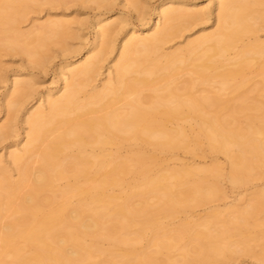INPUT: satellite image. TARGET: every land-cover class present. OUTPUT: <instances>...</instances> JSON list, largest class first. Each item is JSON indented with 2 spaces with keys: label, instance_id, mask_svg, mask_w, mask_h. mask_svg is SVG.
Returning <instances> with one entry per match:
<instances>
[{
  "label": "bare ground",
  "instance_id": "bare-ground-1",
  "mask_svg": "<svg viewBox=\"0 0 264 264\" xmlns=\"http://www.w3.org/2000/svg\"><path fill=\"white\" fill-rule=\"evenodd\" d=\"M42 1L50 4L61 2ZM127 1L134 10L138 8V0ZM38 2L40 0H0V47L12 50L18 47L23 53L32 55V49L43 48L46 41L60 38L66 33L69 24L63 20H49L26 35L17 30L16 24L25 18L31 4ZM254 6L264 7V0H216L217 26L213 32L189 42L184 49L160 53L167 42L187 28L203 11L178 7L174 2L162 4L154 22L155 30L139 36L136 27H131L133 32L124 40V50L115 67L114 77L109 73V79L101 90L92 88L93 91L80 100L78 96L96 75L108 50L111 51L100 43L104 40L107 43L114 31L113 24L99 26L100 21L96 24L95 46L87 51L86 60L66 70L62 75L61 94L47 100L45 109L40 106L27 119L28 140L22 152L9 154L10 162L17 166L38 155L39 167L28 193H21L20 190L27 180L24 170L15 182L5 178L0 181V215L1 212L10 215L9 222L0 232V264H77L74 259H78L80 254L73 247L70 248V244L73 246L74 231L91 238H102L117 246V234L126 227L155 225V230L160 231L163 227L153 220L155 216L177 211L178 207L198 194L204 193V200L214 195L215 185L206 175L217 179L220 173L218 167L213 170H171L146 177L147 161L155 157L152 152L125 159L104 152L108 145L116 146L118 151L127 144H144L160 153L189 150L192 140L182 126L171 128L165 125L158 128L148 122L157 106L163 108L166 123L173 120H193L196 123L193 139L196 140L199 135L205 136L212 150L230 159L228 178L233 185L241 184L245 180L244 175L248 176L258 166H264V104L249 106L242 93L238 95L240 99L237 105H230V100L222 99L220 95L197 98L192 94L193 80H188L180 90L173 86L172 81L177 72L185 68L198 80L213 82L216 78L220 79L221 92L226 90L230 80L241 77L254 66L264 67V42L258 39L252 42L243 40L246 34L255 36L260 22H264V12L255 10ZM151 22L146 20L143 28L147 29ZM97 47H100L99 51ZM229 50H236L233 58L229 57ZM161 71L167 73L169 83L154 95L146 108L143 106L146 98L141 95L140 87ZM31 86L30 81L15 79L11 90L14 95L10 94L12 97L8 107L16 109L19 98L23 96L22 91ZM261 90L264 92V78ZM132 95H135L132 100H124L125 96ZM119 99L125 101L123 109L102 114V111L112 109ZM209 106L214 107L213 113L207 111ZM247 110L258 111L262 117L247 115L246 127L241 129L234 123ZM99 112L101 114L96 116ZM233 146L238 148L236 155L232 153ZM73 149L77 154L72 155ZM246 153L252 155V161L245 159ZM5 171L6 167L0 160V175ZM129 174L144 175L137 186L130 188L136 191L128 190L123 197H118L113 189L122 187ZM183 175H198L199 179L192 186L179 191L168 180L182 179ZM62 179L70 181L57 190L61 201L58 208L51 211L48 204L51 199L57 198L54 183ZM80 184H88V196L85 204L75 206L70 203L69 197ZM46 191L52 195L50 199L47 197L43 200L42 195ZM135 194L145 198L155 196L156 202L150 204L144 200L131 206L129 201ZM258 195L264 198V190ZM259 204L251 205L250 209H255ZM140 235L141 230H138L137 236ZM194 235L197 239L212 238L211 234L202 231ZM17 240H21L23 245L20 246ZM164 244L159 242L156 246L163 248ZM25 247L32 249L33 253L25 254ZM199 251L201 260L222 254L216 246ZM7 252L12 256L9 262L4 259ZM84 255L88 256L89 251L84 250ZM261 261L264 264V258Z\"/></svg>",
  "mask_w": 264,
  "mask_h": 264
},
{
  "label": "rangeland",
  "instance_id": "rangeland-1",
  "mask_svg": "<svg viewBox=\"0 0 264 264\" xmlns=\"http://www.w3.org/2000/svg\"><path fill=\"white\" fill-rule=\"evenodd\" d=\"M215 1L138 0L136 10L127 0H61L54 4L40 0L38 3L31 4L25 18L16 24L21 34H30L49 20L66 21L69 29H65L66 33H63L60 38L46 41L43 48L32 49V55L23 53L18 47L14 50L0 47V160L6 167L4 174L0 175V181L5 178L10 182H15L24 170L27 172V180L20 190L24 194L30 191L34 173L39 167V156L33 155L17 166L10 162L9 154L13 151L22 152L28 140L27 119L35 114L40 106L45 109L47 100L61 94L62 75L66 70L79 66L86 60L87 51L95 46L98 30L96 24L99 21V26L106 23L113 24L114 31L107 43L106 40L100 43L101 46H108L111 51L108 50L100 62L96 75L85 86L84 92L78 96L80 100H83L86 94L91 93L92 88L96 91L101 90L109 79V73H112V78L114 77L115 67L124 50V40L129 38L133 32L131 27H136L135 31L139 36H145L155 30L154 22H156L162 4L174 2L178 7L186 6L193 10H203L196 20L191 21L187 28L167 42L160 51V53H172L184 49L189 42L216 29ZM253 8L264 12L262 6ZM106 19L109 20L106 21ZM146 20L152 22L147 29H144L143 25ZM259 25L255 36L252 34L243 36L245 42H252L254 39L264 42V22H260ZM96 50L99 51L100 47ZM235 54L236 50L228 52L229 57L232 58ZM263 78L264 67L256 65L241 77L230 80L226 90L221 92L219 91L220 79L216 78L213 82L198 80L185 68L178 71L172 81L173 86L180 90L188 80H193L192 94L197 98L220 95L222 99L230 100V105H237L240 99L238 95L242 93L249 106H260L264 104V92L261 90ZM15 79L30 81L32 86L22 91L23 96L19 98V106L12 109L8 107V101L14 95L11 90ZM168 83L167 73L161 71L158 76L150 78L147 84L141 86L140 93L146 98L143 106L148 108L154 95L160 93L159 91ZM134 97L135 95L125 96L124 100H132ZM125 101L117 100L112 109L104 110L102 114L111 110L123 109ZM207 111L213 113L214 107H207ZM100 114L99 112L96 116ZM247 115L261 116L262 113L247 110L237 117L234 125L245 129ZM148 122L154 123L158 128H163L165 125L171 128L177 125L182 126L192 140L190 149L160 153L144 144H127L118 151L116 146L108 145L104 152L122 159L152 152L155 157L147 161L148 167L144 172L146 177L171 170H213L218 167L220 173L217 179H213L210 174L206 175L208 180L215 185L214 195L204 200L202 198L206 195L198 194L194 199H189L185 205L178 207L177 211L168 215L155 216L153 220L161 223L163 230L156 231L155 225L141 227L136 224L126 227L117 234L119 240L117 246L109 244L102 238H91L85 236L84 233L74 231L73 246L70 244V248L73 247L80 254L74 262L77 264H138L140 262L143 264L145 261H147L145 264H263L261 260L264 258V198L258 193L264 190V166L260 165L250 175H244L245 180L241 184L233 185L228 178L231 169L230 159L223 153L212 150L205 136L199 135L196 140L193 139V134L197 130L193 120L188 122L173 120L166 123L163 108L157 106L148 118ZM88 150L89 153L90 150ZM231 150L234 155L238 153L236 146H233ZM75 154H77L76 150L73 149L72 155ZM245 159L252 161L253 157L250 153H246ZM143 175H127L124 185L114 188L113 193L118 197H123L128 190L136 191L130 188L137 186ZM198 179V175H183L182 179L171 178L168 181L174 183L176 189L181 191L184 187L192 186ZM69 181L70 179H62L54 183L57 198L51 199L48 204L51 211H55L61 201L57 190ZM88 184H80L79 188L70 194L69 201L72 205L85 204ZM51 195L52 193L46 191L42 199L45 200L47 197L50 199ZM144 200L150 204L156 202L155 196L149 195L145 198L135 194L129 203L131 206H136ZM257 203L260 204L255 209H250L251 205ZM9 216L8 213L1 212L0 232L9 222ZM242 217H244L243 220H241ZM138 230H141V237L137 236ZM196 230L211 234L212 238L197 239L194 235L198 232ZM137 238L139 239L134 242L133 239ZM159 242L165 243L162 249L156 246ZM17 243L20 246L23 245L21 240H17ZM209 246L218 247L222 254L201 260L198 257L199 250H204ZM84 250L89 251L88 256L84 255ZM24 253L31 255L33 252L29 247H25ZM4 259L6 262L11 261V253L7 252ZM71 261L70 257V263Z\"/></svg>",
  "mask_w": 264,
  "mask_h": 264
}]
</instances>
